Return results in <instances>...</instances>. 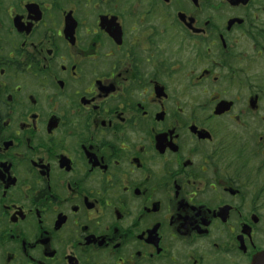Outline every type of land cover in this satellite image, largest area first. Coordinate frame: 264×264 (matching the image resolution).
Wrapping results in <instances>:
<instances>
[{
  "label": "flooded vegetation",
  "instance_id": "flooded-vegetation-1",
  "mask_svg": "<svg viewBox=\"0 0 264 264\" xmlns=\"http://www.w3.org/2000/svg\"><path fill=\"white\" fill-rule=\"evenodd\" d=\"M264 255V0H0V264Z\"/></svg>",
  "mask_w": 264,
  "mask_h": 264
},
{
  "label": "water",
  "instance_id": "water-1",
  "mask_svg": "<svg viewBox=\"0 0 264 264\" xmlns=\"http://www.w3.org/2000/svg\"><path fill=\"white\" fill-rule=\"evenodd\" d=\"M252 264H264V255H258L253 258Z\"/></svg>",
  "mask_w": 264,
  "mask_h": 264
}]
</instances>
